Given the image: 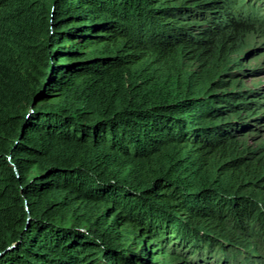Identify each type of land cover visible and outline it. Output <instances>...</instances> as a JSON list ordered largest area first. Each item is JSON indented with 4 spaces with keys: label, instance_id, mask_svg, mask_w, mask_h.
<instances>
[{
    "label": "trees",
    "instance_id": "obj_1",
    "mask_svg": "<svg viewBox=\"0 0 264 264\" xmlns=\"http://www.w3.org/2000/svg\"><path fill=\"white\" fill-rule=\"evenodd\" d=\"M250 2L0 0V264H242L264 157L221 77Z\"/></svg>",
    "mask_w": 264,
    "mask_h": 264
},
{
    "label": "rangeland",
    "instance_id": "obj_2",
    "mask_svg": "<svg viewBox=\"0 0 264 264\" xmlns=\"http://www.w3.org/2000/svg\"><path fill=\"white\" fill-rule=\"evenodd\" d=\"M238 1L240 4L247 2V0H235L236 3ZM259 12L257 11V15ZM261 15L258 16L259 20L256 18V21L244 30L230 32V35L224 40L226 48L232 51L230 58L235 62L229 65L230 73L222 75L221 79L226 81L225 86L229 85L230 81H234V89L245 90L246 95L243 102L250 103L249 106H244V103L242 106H237L234 112L226 113L223 117L234 124L232 132L238 142L247 149L256 150L257 155L264 157V18ZM200 18L202 17H187V19H197L198 22L201 21L198 20ZM182 19L185 18L182 17ZM216 36L217 33L212 35V38ZM218 90L221 88L215 89V91ZM243 109L247 111H243ZM250 109H253L254 113H248ZM242 246L240 250L239 247H236L235 251H240L245 255L242 256L241 254L240 256L236 252H231L227 255L229 260L237 259V263L242 264H264V240L249 238ZM175 253L180 258L176 262L174 259L163 257L162 254L155 255V258L162 261V264H193L181 261L187 259L203 264V257L202 259L197 258V261V259L192 258L191 254H188L185 259L181 256L184 254L178 252L177 249Z\"/></svg>",
    "mask_w": 264,
    "mask_h": 264
},
{
    "label": "water",
    "instance_id": "obj_3",
    "mask_svg": "<svg viewBox=\"0 0 264 264\" xmlns=\"http://www.w3.org/2000/svg\"><path fill=\"white\" fill-rule=\"evenodd\" d=\"M11 247H12V245H9L8 247H6V249L11 248ZM6 249H5V250H6Z\"/></svg>",
    "mask_w": 264,
    "mask_h": 264
}]
</instances>
